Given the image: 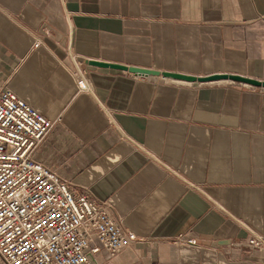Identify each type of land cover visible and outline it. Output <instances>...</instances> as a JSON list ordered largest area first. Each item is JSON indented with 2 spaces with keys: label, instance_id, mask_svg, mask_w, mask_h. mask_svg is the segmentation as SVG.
<instances>
[{
  "label": "crops",
  "instance_id": "0c3cea01",
  "mask_svg": "<svg viewBox=\"0 0 264 264\" xmlns=\"http://www.w3.org/2000/svg\"><path fill=\"white\" fill-rule=\"evenodd\" d=\"M90 60L264 80V0H0V90L62 117L36 159L140 238L91 264H264V89Z\"/></svg>",
  "mask_w": 264,
  "mask_h": 264
},
{
  "label": "built area",
  "instance_id": "2783aa9c",
  "mask_svg": "<svg viewBox=\"0 0 264 264\" xmlns=\"http://www.w3.org/2000/svg\"><path fill=\"white\" fill-rule=\"evenodd\" d=\"M73 72L78 91L91 92L83 70ZM61 120L46 117L10 88L0 90L2 264H91L89 253L103 249L112 258L140 240L109 202L36 159L38 147ZM177 242L197 244L187 237ZM247 243L264 248V232H253Z\"/></svg>",
  "mask_w": 264,
  "mask_h": 264
},
{
  "label": "water",
  "instance_id": "95a60500",
  "mask_svg": "<svg viewBox=\"0 0 264 264\" xmlns=\"http://www.w3.org/2000/svg\"><path fill=\"white\" fill-rule=\"evenodd\" d=\"M89 64L104 68H112L117 70L128 71L132 74L144 76V77L162 76L164 78L189 81V82H211L217 80H231L235 82L248 84L254 87L264 88V80L248 77L237 73L220 72V73H212L208 75H193V74L180 73L174 71H162L147 67L128 66L119 63L105 62L98 60H90ZM88 256L89 259L92 261L93 260L92 254L89 253Z\"/></svg>",
  "mask_w": 264,
  "mask_h": 264
},
{
  "label": "rangeland",
  "instance_id": "374dc122",
  "mask_svg": "<svg viewBox=\"0 0 264 264\" xmlns=\"http://www.w3.org/2000/svg\"><path fill=\"white\" fill-rule=\"evenodd\" d=\"M245 85H248V84H245ZM251 86V85H250ZM252 87V86H251ZM254 87V86H253Z\"/></svg>",
  "mask_w": 264,
  "mask_h": 264
}]
</instances>
